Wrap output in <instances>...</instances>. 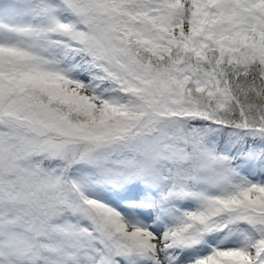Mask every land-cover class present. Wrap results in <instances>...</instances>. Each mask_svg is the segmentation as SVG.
Wrapping results in <instances>:
<instances>
[{
    "label": "snow or ice",
    "instance_id": "1",
    "mask_svg": "<svg viewBox=\"0 0 264 264\" xmlns=\"http://www.w3.org/2000/svg\"><path fill=\"white\" fill-rule=\"evenodd\" d=\"M0 264H264V0H0Z\"/></svg>",
    "mask_w": 264,
    "mask_h": 264
}]
</instances>
